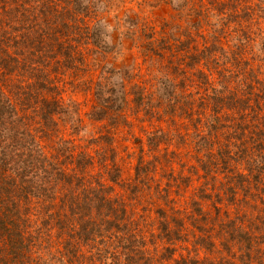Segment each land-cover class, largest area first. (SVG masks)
<instances>
[{
  "label": "trees",
  "instance_id": "16d2710c",
  "mask_svg": "<svg viewBox=\"0 0 264 264\" xmlns=\"http://www.w3.org/2000/svg\"><path fill=\"white\" fill-rule=\"evenodd\" d=\"M101 1L0 0V264H153L151 248L160 241L167 253L162 264H264V233L242 227L240 236L235 234L237 222L228 212L214 216L205 232L208 246L188 245L186 206L200 209L204 200L220 197L217 166L200 163V203L172 195L170 188L188 187L187 176L176 185L180 173H173L174 184L165 188L159 182L138 187L145 169L140 164L133 181L124 178L111 134L126 126L130 133L131 102L146 107L162 101L149 80L150 66L144 73L142 64H134L120 87L107 77L91 78L89 59L105 45L101 17L92 11ZM224 3L241 22L259 25L242 46L250 55L236 62L235 79L227 82V68L216 70L217 77L206 73L199 68L203 61L191 53L189 63L177 69L184 71L179 83L194 90L186 100L169 81L165 100L173 115L189 122L187 146L202 150L212 137L211 158L243 166L241 179L264 194V0ZM197 23L191 25L194 36L189 31L183 43L192 52L201 47L203 56L210 44ZM68 85L94 99L89 112L82 115L80 103L65 99ZM87 121L95 132L85 138ZM260 196L256 202H264ZM223 233L228 237L219 250L214 238Z\"/></svg>",
  "mask_w": 264,
  "mask_h": 264
},
{
  "label": "rangeland",
  "instance_id": "374dc122",
  "mask_svg": "<svg viewBox=\"0 0 264 264\" xmlns=\"http://www.w3.org/2000/svg\"><path fill=\"white\" fill-rule=\"evenodd\" d=\"M83 1L88 5L91 4L90 0ZM224 2L225 0H102L96 4L93 3L92 8L94 18L96 12L97 16L101 17L99 27L105 43V47L97 49L98 54L94 60L89 59V72L93 81H97L100 75L107 77V80L109 79L112 84L120 87L122 82L127 80V75L124 76V72L133 71L134 64L137 63L138 66L142 64L144 73L146 66H150L149 80L151 83L155 82V87L158 89L156 94L162 101L161 105L150 104L146 107L131 102V109H129L131 126L128 128L130 133L126 126L122 127L125 129L111 134L117 141L116 151L120 167L126 171L124 176L126 181H133L135 168L138 164L145 167L140 172L144 179L137 182L138 187L141 188L154 185L156 182L160 183V188H165V183L174 184L173 173H180L176 185L179 183L180 177L187 176L189 178L188 187L184 189V185H182L181 188H170L172 195L176 193V195L184 197L186 202L193 199L200 203L199 201L202 200H199L198 197L199 194H203L200 188L203 180L198 178L203 173L200 163L209 164L210 168H214V166L218 168L214 175L218 179L216 186L223 183V188L216 193L220 197L214 199V194L212 201L204 200L200 209L198 204L192 207L186 206L183 222L186 225L185 236L188 235L189 247L202 246L203 244L208 246L205 239L207 228L215 223L214 216L224 215L222 213L227 212L233 214L232 219L237 222L235 234L240 236L242 227L247 233L254 232L257 235L264 233V204H262L264 202L260 200L256 202L255 199L256 195H261L260 197L264 199V194L258 193L254 187L252 188V185H248L246 179H241L240 174H246L243 166L232 162L220 163V161L211 158L209 153L213 150L212 137H209L202 145V150H198L199 146L194 147L196 144L187 146L183 139L186 138L185 135L192 134V131L186 126L189 125V122L184 121L178 115H173L165 100L171 92L169 81L178 84L179 94L186 95V100H188L187 94L194 90L193 86L188 87L185 83H179L181 79H184V71L177 69L178 65L182 67L185 66L183 63H189V57L193 56L191 53H196L200 63L203 61L202 65L199 64V68L206 73L208 69L217 77L216 70L227 68L225 70L227 82L235 79L237 69L233 66L236 65V62L241 58H248L250 55L247 49H242V46H245L249 41L246 39V35L255 36L258 33L259 25L253 22H250V25L248 22H241L235 18L232 13L234 11H231ZM86 21L91 26V20L86 19ZM195 21H198L199 29L202 34L207 35L210 44L203 56L198 52L201 47L197 52H192L183 43L186 42V33L189 31L194 36L191 25ZM141 53L143 56L140 55ZM205 66L206 68H204ZM231 69L233 70L230 71ZM148 71L150 70L148 69ZM68 87L69 85L64 95L65 99L72 98L75 103H80L82 115L89 112L94 99L86 98L79 89L73 92L75 89ZM86 123L88 131L83 134L85 138L95 132V128L90 126L88 121ZM67 131L68 129L65 127L63 133L68 134ZM152 131H155L154 137L151 135ZM151 137L153 138L151 139ZM104 150L102 148L100 151L102 152L100 158L104 157ZM220 150L223 152V149ZM220 154L221 152L218 151L215 156L218 160ZM222 165H225V169L222 168ZM205 182L211 185L209 176ZM244 187L248 190L246 191ZM259 202L260 205L257 207H260V211H256L255 205ZM215 205L216 209L213 208ZM197 210H202L203 214H197ZM202 215L203 217H201ZM250 217L253 218L250 219ZM227 237L225 233L215 236L214 240L219 250L225 247ZM240 240L243 241V239ZM157 244H160L157 248H151L154 257L153 264H162L161 255L165 256L167 253L164 254L161 241ZM235 252L237 255L240 253L238 249H235ZM223 254L225 255L226 252ZM176 257L179 258L180 254L177 253Z\"/></svg>",
  "mask_w": 264,
  "mask_h": 264
}]
</instances>
